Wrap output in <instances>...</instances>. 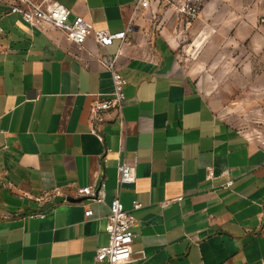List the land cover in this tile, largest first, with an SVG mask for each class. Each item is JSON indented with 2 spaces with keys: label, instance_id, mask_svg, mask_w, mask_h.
<instances>
[{
  "label": "crops",
  "instance_id": "1",
  "mask_svg": "<svg viewBox=\"0 0 264 264\" xmlns=\"http://www.w3.org/2000/svg\"><path fill=\"white\" fill-rule=\"evenodd\" d=\"M54 1L97 30L131 32L123 44L77 46L0 2V264H107L94 259L109 242L123 160L137 173L121 189L135 221L126 264H264V148L217 116L150 24L151 7ZM103 58H117L127 86L124 120L108 113L100 141L90 108L113 92ZM89 186H104V203L77 195Z\"/></svg>",
  "mask_w": 264,
  "mask_h": 264
},
{
  "label": "rangeland",
  "instance_id": "2",
  "mask_svg": "<svg viewBox=\"0 0 264 264\" xmlns=\"http://www.w3.org/2000/svg\"><path fill=\"white\" fill-rule=\"evenodd\" d=\"M161 0L146 11L217 116L264 148V0Z\"/></svg>",
  "mask_w": 264,
  "mask_h": 264
},
{
  "label": "built area",
  "instance_id": "3",
  "mask_svg": "<svg viewBox=\"0 0 264 264\" xmlns=\"http://www.w3.org/2000/svg\"><path fill=\"white\" fill-rule=\"evenodd\" d=\"M161 0H137L136 10L144 7H152ZM9 8V14L16 15L29 27L44 29L45 27L64 33L67 38L77 46H83L88 40L94 41L98 46L107 48L114 42L120 41L126 43L127 35L131 32V28L127 32L111 34L108 31L97 30L94 25L85 20L83 17L77 16L71 19L72 12L60 3L54 0H0ZM199 0H192V4L188 3L183 7V14L188 18L194 19L198 15ZM1 31V30H0ZM102 67L110 72L113 80V92L109 97H97L96 101L90 108V121L92 125V133L103 141L100 128L108 122V113H114L124 120V104L126 101L125 88L127 80L121 75L117 65V58H103L100 61ZM137 181L136 170L127 165L123 160L118 167L117 190L114 200L109 207V215L107 217L106 232L109 237L108 245L97 250L95 255L96 263L107 264H126L127 259L132 255L135 233L132 228L135 221L125 211L121 205V189L125 185H133ZM233 181H228L225 187H231ZM79 197L92 199L95 203L101 204L106 200V190L104 186L96 189L89 186L84 189L77 190ZM51 196L63 198L65 202L69 200V196L61 189H55ZM50 195H46L41 199L43 203L51 200ZM182 197L178 199L181 201ZM168 203H164L166 206ZM134 209L142 208L138 201L133 203ZM86 217H92L93 211L86 210ZM37 217H45L44 214Z\"/></svg>",
  "mask_w": 264,
  "mask_h": 264
},
{
  "label": "water",
  "instance_id": "4",
  "mask_svg": "<svg viewBox=\"0 0 264 264\" xmlns=\"http://www.w3.org/2000/svg\"><path fill=\"white\" fill-rule=\"evenodd\" d=\"M70 201H72V200H70Z\"/></svg>",
  "mask_w": 264,
  "mask_h": 264
}]
</instances>
